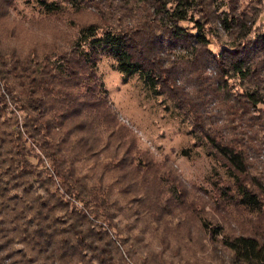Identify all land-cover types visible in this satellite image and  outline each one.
<instances>
[{
  "label": "trees",
  "instance_id": "trees-1",
  "mask_svg": "<svg viewBox=\"0 0 264 264\" xmlns=\"http://www.w3.org/2000/svg\"><path fill=\"white\" fill-rule=\"evenodd\" d=\"M36 1L47 16L66 2L92 20L65 46L21 51L7 43L16 0H0V264H203L197 253L219 245L231 264H264V32L250 36L257 9L239 10L240 0L226 11L218 0ZM222 31L231 41L215 53L209 34ZM99 48L118 71L167 93L233 178L217 200L223 239L216 228L208 244L194 236L185 210L197 206L177 171L139 147L101 88ZM231 205L245 216L237 227Z\"/></svg>",
  "mask_w": 264,
  "mask_h": 264
},
{
  "label": "rangeland",
  "instance_id": "rangeland-1",
  "mask_svg": "<svg viewBox=\"0 0 264 264\" xmlns=\"http://www.w3.org/2000/svg\"><path fill=\"white\" fill-rule=\"evenodd\" d=\"M218 3L221 11L228 9V0H218ZM256 6L260 7V10ZM253 7L257 12L250 36L264 32V0H240L239 10L244 8L252 10ZM63 8L60 14L47 16L36 0H16L15 6L10 10L8 24L15 39L10 38L7 43L9 46L15 44L21 51H27L32 45L39 48L65 46L77 35L78 26L92 20V17L87 12H75L66 2H63ZM180 24L187 25L193 30L192 21H181ZM209 38L210 48L215 53L231 41V37L225 31L221 32L220 39L213 34H209ZM83 47L86 51L89 49L88 44H84ZM99 55L98 80L120 121L134 132L143 151H150L157 161L165 159L170 161L187 189L193 205L197 206L185 210L193 223L191 227L194 236L208 244L211 229L216 228L219 232L216 238L223 239L224 220L218 213L220 207L217 200L221 199L219 188L233 178L207 153L205 141L196 140L189 119L167 93H155L154 88L144 81L139 73L127 75L118 71L114 59L101 48ZM233 82L237 84L238 79L234 78ZM259 106L264 110V104ZM9 109L15 110L13 112L20 120L24 117V113L13 101L9 104ZM231 210L235 214L228 219L237 227V223L242 222L245 216L242 210L238 211L232 205ZM246 217L253 219L255 215L248 214ZM204 224H208L207 227ZM153 246L159 248L156 241H153ZM197 254L203 264H231L230 252L220 245L216 251L209 246L204 253ZM177 264H184V261Z\"/></svg>",
  "mask_w": 264,
  "mask_h": 264
}]
</instances>
